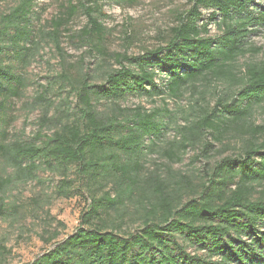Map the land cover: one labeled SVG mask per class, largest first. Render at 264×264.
Masks as SVG:
<instances>
[{
	"label": "trees",
	"instance_id": "1",
	"mask_svg": "<svg viewBox=\"0 0 264 264\" xmlns=\"http://www.w3.org/2000/svg\"><path fill=\"white\" fill-rule=\"evenodd\" d=\"M187 1L192 7L172 29L166 47L142 57L123 56L136 71L119 62L121 69L108 74L105 85L82 86L78 93L83 103L81 120L64 124L39 145L0 141V160L14 168L15 176L32 178L41 166L63 171L76 167L88 182L101 189L112 185L115 190H103L100 197L92 194L89 209L75 233L29 264H264V191L253 198L256 187L264 185V141L258 143L257 138L262 128L254 131L243 154L219 161L208 183L199 186V195L185 202L181 193L166 192L167 183L159 180L157 174L152 175L146 181L150 202L144 206L137 199L143 200L142 189L137 186L145 142L150 140L154 145L162 138L167 117L157 111L138 109L130 117L120 119L103 115L92 103L95 97L116 103L132 91L149 96L163 94L157 89L156 74L151 70L154 62L170 65L167 88L178 98L209 76L230 78L239 57L260 52L246 43L253 31L264 29V5L258 0ZM69 4L66 20L59 19L56 30L79 7L89 19L90 28L85 34L93 32L101 37L103 26L93 16L96 0H69ZM22 5L0 29V36L5 37L10 27L16 28L11 41L14 45L23 39L24 32L19 27L27 23L29 14L28 2ZM202 10L212 11L208 22ZM218 16L222 17L223 35L205 37L208 23ZM1 50L0 46V54ZM19 82L12 69L0 62V95H17ZM242 86L238 99L220 98L210 114L180 130L219 131L221 124L244 122L254 105L264 103V63L247 66ZM185 142L178 143L187 147ZM12 182L13 178L1 181L0 191ZM128 202L143 208L140 226L131 233L121 232L123 220L110 223L106 219L112 212L122 216ZM3 209L2 203L0 214ZM59 236L55 233L47 243ZM189 247L202 255L188 252Z\"/></svg>",
	"mask_w": 264,
	"mask_h": 264
},
{
	"label": "rangeland",
	"instance_id": "2",
	"mask_svg": "<svg viewBox=\"0 0 264 264\" xmlns=\"http://www.w3.org/2000/svg\"><path fill=\"white\" fill-rule=\"evenodd\" d=\"M26 1L27 23L19 27L24 32L23 39L12 44L16 33L13 27L8 35L0 36V62L10 67L20 81L16 85L17 95H0V141L6 144L39 145L64 124L81 120L83 103L78 93L82 86L105 85L108 74L121 69L119 62L136 71L122 57H142L166 47L172 29L192 7L187 0H96L93 16L104 29L98 37L93 32L86 35L89 19L79 7L56 30L59 19L66 20L69 0H0V29ZM258 2L264 5V0ZM211 13L202 10L205 22ZM207 31L205 37L223 35L222 17L209 22ZM246 43L260 52L239 57L230 78L209 76L178 98L167 88L170 65L154 62L151 70L156 74L157 89L163 94L149 96L132 91L116 103L105 98L93 99L96 111L110 117L126 119L138 109L147 113L157 111L167 117L162 138L154 145L150 140L145 142L143 170L137 186L142 189L143 200L137 199L144 206L150 202L146 181L152 175L157 174L159 180L167 183L166 192L181 193L185 202L199 195V186L208 183L219 161L243 154L247 141L258 128L263 129L257 135L258 143L264 141V103L254 105L244 122L221 124L219 131L180 130L210 114L220 98L238 99L247 66L264 63V29L253 31ZM181 141H186L187 147L178 143ZM14 173L13 167L0 160V183L13 178L0 191V205H4L0 214V264L34 262L82 225L92 194L100 197L104 191H115L112 185L101 189L88 182L76 167L63 171L41 166L32 178ZM263 191L264 185L257 186L253 198L260 197ZM142 213L139 204L128 202L122 216L112 212L106 219L110 223L123 220L121 232L131 233L139 228ZM55 233L60 234L58 239L47 243ZM187 251L203 253L194 247Z\"/></svg>",
	"mask_w": 264,
	"mask_h": 264
}]
</instances>
